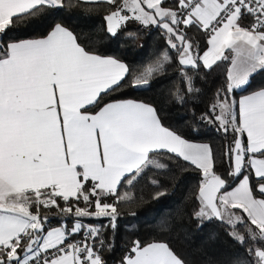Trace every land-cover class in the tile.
Returning <instances> with one entry per match:
<instances>
[{
  "label": "snow or ice",
  "instance_id": "obj_1",
  "mask_svg": "<svg viewBox=\"0 0 264 264\" xmlns=\"http://www.w3.org/2000/svg\"><path fill=\"white\" fill-rule=\"evenodd\" d=\"M101 2L115 6L104 17L113 37L130 21L163 32L188 92L193 80L185 69L212 70L218 62H230L227 94L264 71V0H176L173 7L165 6L166 0ZM61 7L64 0H0V34L45 8ZM245 17H251L247 26L242 24ZM188 29L206 36L202 53ZM170 63L165 51L154 66L134 76L126 63L86 50L59 23L44 38L0 47V264H106L101 226L82 218H107L115 231L117 203L108 200L136 199L119 189L134 187L153 164L165 168L150 155L161 150L200 170L195 218L215 219L230 228L228 234L247 253L237 264H264V90L238 102L217 99L202 117L209 122L214 117L225 133L231 129L236 134L225 152L231 180L214 171L207 144L190 142L164 127L147 103L118 100L92 114L89 106L98 107L102 93L125 84L149 90L154 76ZM176 96L182 102L179 87ZM246 170L254 172L255 186ZM233 181L238 183L233 186ZM165 194L159 191L153 199ZM52 208L74 217L72 226L46 227L48 215L41 209ZM122 264L186 262L165 242L136 240Z\"/></svg>",
  "mask_w": 264,
  "mask_h": 264
},
{
  "label": "trees",
  "instance_id": "obj_2",
  "mask_svg": "<svg viewBox=\"0 0 264 264\" xmlns=\"http://www.w3.org/2000/svg\"><path fill=\"white\" fill-rule=\"evenodd\" d=\"M175 5V2L166 0L165 6ZM114 7L101 1L64 0V7L45 8L39 15L26 17L7 30L6 34H0V47L18 40L43 38L59 23L72 31L86 50L126 63L134 76L154 66L168 51L172 63L166 64L164 71L154 76L149 90L133 89L125 84L107 95L102 93L103 99L98 107H89L94 112L107 102L126 99L153 106L164 127L184 139L206 143L212 151L214 171L222 178L231 180L228 176L230 161L225 152L233 145L236 134L231 129L225 133L214 117L210 116L212 122L202 117L217 99L227 97L236 100L242 94L264 88V71L258 70L247 86L227 94V68L230 62H218L220 66H214L212 70L203 66L198 70L185 69L193 80V90L188 92L180 75L181 66L176 62V53L169 49L160 29L130 21L117 36L107 33L104 17ZM243 19L251 23V17ZM186 31L189 38L199 44L201 53L206 50L207 38L203 32L194 29ZM177 87L181 89L182 102L177 99ZM150 155L154 162L166 167L157 169L153 164L134 187L129 189L125 185L119 189L121 193L130 191L136 198L133 201L117 202L115 197L108 200L109 203H117L119 217L115 231L108 226L107 218H82L86 224L101 226L106 242L102 256L106 264H122L136 240L145 245L165 242L186 264H237V261L246 259L245 247L228 234L230 228L227 225L215 219L201 221L195 218L194 211L199 207L196 195L202 180L200 170L164 150ZM246 171L255 186L257 178L252 171ZM152 180L158 184H152ZM237 182L233 181V186ZM159 191L166 194L153 199ZM59 203L61 207L64 206L62 201ZM80 206L83 207V203ZM41 214L48 215V228L64 224L71 227L75 220L72 216H61L55 208L41 209ZM240 230L244 231L242 227ZM80 238V235L75 237L77 240ZM109 244L111 247H108Z\"/></svg>",
  "mask_w": 264,
  "mask_h": 264
},
{
  "label": "crops",
  "instance_id": "obj_3",
  "mask_svg": "<svg viewBox=\"0 0 264 264\" xmlns=\"http://www.w3.org/2000/svg\"><path fill=\"white\" fill-rule=\"evenodd\" d=\"M83 1L95 2V1H101V0H83ZM169 1H173V2H175V4H176V0H169ZM168 7H172V6H168ZM242 24H243V22H242ZM243 26H245V25H243ZM45 37H46V36H45ZM43 38H44V37H43ZM38 39H40V38H38ZM24 40H29V39H24ZM20 41H23V40H18V41H14V42H20ZM10 43H12V42H10ZM100 56H101V55H100ZM102 57H108V56H102ZM111 58H113V57H111ZM117 60H118V59H117ZM119 61H120V60H119ZM121 62H122V61H121ZM229 67H230V63H229ZM259 90H264V88H261V89H258V90H255V91H252V92H250V93L242 94V95H240V96L236 99V101L238 102L239 99L242 98L243 96L253 94L254 92L259 91ZM117 101H118V100H117ZM111 102H114V101H111ZM107 103H110V102H107ZM107 103H105L104 105H102L100 108L104 107ZM100 108H99L98 110L92 112V114H95L96 112H98V111L100 110ZM237 111H238V103H237ZM245 139H246V134H245ZM188 141H190V140H188ZM190 142L206 144V143L195 142V141H190ZM164 151H166V150H164ZM253 174H254V172H253ZM237 183H238V182H237ZM235 185H236V184H235ZM235 185H234V186H235Z\"/></svg>",
  "mask_w": 264,
  "mask_h": 264
},
{
  "label": "rangeland",
  "instance_id": "obj_4",
  "mask_svg": "<svg viewBox=\"0 0 264 264\" xmlns=\"http://www.w3.org/2000/svg\"><path fill=\"white\" fill-rule=\"evenodd\" d=\"M120 2V0H118V3ZM242 22H243V25H245V26H247V25H249V23H247V22H245L244 21V19L242 20ZM218 112H219V110L217 109V114H218ZM219 124V123H218ZM220 126V125H219Z\"/></svg>",
  "mask_w": 264,
  "mask_h": 264
}]
</instances>
